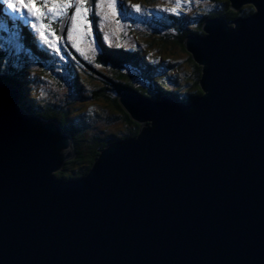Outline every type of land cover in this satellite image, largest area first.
I'll use <instances>...</instances> for the list:
<instances>
[{
	"label": "water",
	"instance_id": "obj_1",
	"mask_svg": "<svg viewBox=\"0 0 264 264\" xmlns=\"http://www.w3.org/2000/svg\"><path fill=\"white\" fill-rule=\"evenodd\" d=\"M228 1L254 12L184 41L203 93L122 92L139 134L83 176L57 178L71 136L0 81V264H264V0Z\"/></svg>",
	"mask_w": 264,
	"mask_h": 264
},
{
	"label": "trees",
	"instance_id": "obj_2",
	"mask_svg": "<svg viewBox=\"0 0 264 264\" xmlns=\"http://www.w3.org/2000/svg\"><path fill=\"white\" fill-rule=\"evenodd\" d=\"M148 1L154 2V0ZM209 2H211V5L209 7L207 6V8L205 6L202 8L205 10V13L200 12L195 20V26L192 29L187 28L188 25H186V22L189 20L186 16L182 18L180 14L168 12L165 13L166 18L162 19L160 16L154 15L157 19L156 23H160L159 27H164L167 33L165 36L160 37L157 42L149 43V45H156L160 49H167L173 53L176 48L187 51L184 44L186 36L189 33L202 35V22L205 19L222 17L227 21H231L240 17H245L254 12L253 5H245L241 7L240 10L236 11L232 9L231 3L228 0H209ZM71 12L72 9H69V15ZM3 17L5 18L3 14H0V19H3ZM8 21L11 24H15L16 22L15 20L9 19ZM50 23L52 29L58 32L59 18L53 19ZM19 29H21L22 33L21 38L25 41H29L28 45L35 57L30 56V52L26 53V50H24L23 46L20 44L21 50L24 51L19 57L21 60L20 64L16 63L14 58L6 57V46L2 45L0 41V72H2L0 81L3 80L12 83L18 87L20 90L18 105L25 109L30 115H38L46 119H55L61 127V131L71 136L75 155L74 158L67 161L64 166L56 172L57 178H77L85 175L99 157L101 149L106 147L105 144L117 141L118 139L136 137L139 134L140 124L132 121L119 103L118 98L122 92L134 91L137 94L157 99L160 98L161 93L169 92L184 102H189L193 100L194 97H199L203 93L199 84L201 67L195 63L189 52L187 53V58H183V61H187L186 63L191 65L192 71L190 75L186 76V80L182 82V74L180 72L171 71L168 69L167 65H163L147 57L145 52L138 46L131 49L128 53L130 55L129 57H125L122 55L124 51H122L121 47L108 45L99 35L98 41L102 47L100 48V55L95 56L93 62H87L85 59L73 54L71 50L70 60L74 63L68 62L67 64L70 65V69L72 67L74 68L76 74H72L73 71L72 73L68 71L69 79L67 82L64 81V78L56 81L58 85H62L61 87L70 88L75 98L80 97L84 100L89 99L92 101L102 100L105 103L101 108L102 110H95V112L92 111L91 114H86L88 123H82L78 120H74L72 116L71 103H73V101L59 100L53 102L52 99L42 101L39 98V89L33 86L35 79L30 75L26 63L28 60L33 59L37 64H43V62H46L47 58L51 57V52L49 51L48 45L40 40L35 29L31 27V23L25 21L23 23L19 22L18 30ZM158 29L159 28H157V30ZM173 30H177L178 33H172ZM65 34H67V30L61 35L65 36ZM78 60L82 61L84 64L83 69H85V76H82L78 70L75 63V61ZM173 64L174 66H171L172 69H175L177 66L179 67V62L174 61ZM97 65H100V67H97ZM86 66L88 67V71L86 70ZM131 70H133L134 73H136V70L141 73V82H137L135 78L131 76ZM43 72L45 73L46 71L43 70ZM135 76L138 77L137 74ZM169 82L173 84L177 82L178 85L176 89L168 86ZM106 110L114 111L116 116L113 115L110 117L112 121H108L104 116ZM101 118L108 124L113 125L122 122L124 127L119 128L118 131L112 134H100V131L93 132L94 128L97 127L94 126V124L102 121ZM83 121H85V119H83ZM88 128H90L91 131H89Z\"/></svg>",
	"mask_w": 264,
	"mask_h": 264
},
{
	"label": "rangeland",
	"instance_id": "obj_3",
	"mask_svg": "<svg viewBox=\"0 0 264 264\" xmlns=\"http://www.w3.org/2000/svg\"><path fill=\"white\" fill-rule=\"evenodd\" d=\"M94 3L95 0H93V2L91 1V4L93 6ZM176 3L177 0H154V2L148 0H118L117 14L115 18L105 21L103 23V26H101L100 16L90 12L89 20L91 34L84 38L83 42L81 43L80 51L73 47L71 42L67 41V34H65V36L62 35L64 42L59 44V55L54 53L53 50L48 46L49 51L51 52V57L47 58L46 62H43V64H37V62L33 59L27 61L26 64L29 69L28 71L30 72V75L35 79L33 86L39 89V98L42 101L46 99H52L53 102L59 100H68L70 102L73 101V103H71V109L74 120H78L82 123L84 122L85 124L88 123L86 114H91V112H95V110H102L101 108L105 104L102 100L92 101L89 99L84 100L80 97L75 98V95L72 93V90H70V88L68 89V87H61L62 85H58V83L56 82L61 78H64V81L67 82L69 79L68 71H71V73L73 71L72 74H76L74 68L72 67L70 69V65L67 64L68 62L74 63L68 58L69 56H71V50L73 54L85 59L87 62H93L95 56L100 55L101 50L99 46L101 45L98 42L99 35L106 42H108L109 45L121 47L122 51H124L122 55L125 57H129L130 55L128 53L131 51V49L135 46H138L145 52L147 57H150L151 59L162 63L163 65H167L168 69L171 71L180 72L182 74V82L185 81L186 76L190 75L192 71L191 65L189 63L188 65L186 63L187 61H183V58H187L188 52L183 51L180 48H176L175 52L173 53L167 49H160L156 45H149V43H153L155 41L157 42L160 37L165 36V34L167 33V30L164 27H159L160 23H156L157 19L155 18V16H160L162 19H165V13L168 12L173 14H180L182 18L186 16L189 20L188 22H186V25H188L187 28L192 29L195 26V20L197 19L200 12L205 13V10H203L202 8L204 6L206 8L207 6L209 7L211 5V2H209V0H187V2H185V0H180V7H178L176 11L173 12L170 9L173 8ZM132 4L139 5L141 10L136 11L131 7ZM11 13L15 18H22L20 13H17L13 10L11 11ZM117 20L119 21V23H116ZM62 21L63 20H61L60 22ZM152 25L155 27H152ZM157 28L159 29L157 30ZM65 29L67 30V27H65ZM172 33L175 34L178 32L177 30H173ZM17 36L19 35H17L12 30H6V28L4 27L3 35L2 37H0V40L6 45V57H10L12 59L14 58V61L20 64L21 60L19 59V57L21 56V54H23L24 50H20L21 45L19 40L16 38ZM57 36L61 35L57 34ZM65 52H69V55H67ZM174 61L179 62V67L177 66L175 67V69H172L171 66H174ZM75 63L80 74L82 76H85L83 62L78 60L75 61ZM43 70H45L46 72L44 73ZM86 70L88 71L87 66ZM58 71H61L62 73ZM138 73L139 72L137 70L136 73H134L133 70L130 71L131 76L134 77L137 82H141V73ZM136 74L138 75V77L135 76ZM168 84V86L173 89H176V86L178 85L177 82L176 84H173L172 82H169ZM162 95H171L176 97L169 92L168 94L163 92L161 96ZM113 115L116 116L114 111L112 110H106L104 112V116L108 119V121H112V118L110 117ZM83 119H85V121H83ZM101 120L102 121L96 122L94 124V126L97 127L94 128L93 132L100 131V134H112L113 132L118 131L119 128L124 127V125H122V122L115 123L113 125L108 124L102 118ZM131 120L134 121L133 119ZM88 130L91 131L90 128H88Z\"/></svg>",
	"mask_w": 264,
	"mask_h": 264
},
{
	"label": "snow or ice",
	"instance_id": "obj_4",
	"mask_svg": "<svg viewBox=\"0 0 264 264\" xmlns=\"http://www.w3.org/2000/svg\"><path fill=\"white\" fill-rule=\"evenodd\" d=\"M117 3L118 0H95L93 6L91 0H0V4L21 15L26 10L32 17L31 27L38 33L40 40L57 55L60 54L59 44L64 42L63 36H57L50 21L57 18L65 21L67 41L80 51L84 38L91 34L89 13L99 15L101 26H103L105 21L115 18ZM131 7L136 11L141 10L137 4H132ZM178 7H180V0H177L176 5L170 10L175 12ZM69 9H72L70 15ZM116 23L119 21L117 20ZM0 76H2V72H0Z\"/></svg>",
	"mask_w": 264,
	"mask_h": 264
},
{
	"label": "flooded vegetation",
	"instance_id": "obj_5",
	"mask_svg": "<svg viewBox=\"0 0 264 264\" xmlns=\"http://www.w3.org/2000/svg\"><path fill=\"white\" fill-rule=\"evenodd\" d=\"M0 8H1V10L3 11V13L6 11V6L0 4Z\"/></svg>",
	"mask_w": 264,
	"mask_h": 264
},
{
	"label": "bare ground",
	"instance_id": "obj_6",
	"mask_svg": "<svg viewBox=\"0 0 264 264\" xmlns=\"http://www.w3.org/2000/svg\"><path fill=\"white\" fill-rule=\"evenodd\" d=\"M201 6V5H200ZM21 26V25H20ZM23 29V28H22ZM5 44V43H4ZM71 54V53H70ZM3 81V80H2ZM162 83V82H161ZM19 85V84H18ZM21 86V85H20ZM188 91V90H187ZM195 98V97H194Z\"/></svg>",
	"mask_w": 264,
	"mask_h": 264
}]
</instances>
